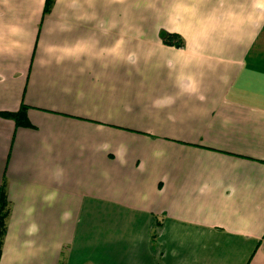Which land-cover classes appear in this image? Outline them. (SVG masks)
<instances>
[{"label": "crops", "instance_id": "1", "mask_svg": "<svg viewBox=\"0 0 264 264\" xmlns=\"http://www.w3.org/2000/svg\"><path fill=\"white\" fill-rule=\"evenodd\" d=\"M45 4L0 0V264H264V0Z\"/></svg>", "mask_w": 264, "mask_h": 264}, {"label": "trees", "instance_id": "2", "mask_svg": "<svg viewBox=\"0 0 264 264\" xmlns=\"http://www.w3.org/2000/svg\"><path fill=\"white\" fill-rule=\"evenodd\" d=\"M54 1L55 0H46V4H45L46 11L53 6ZM163 38H164V42L167 44L175 45L177 47H183L184 45V40L182 36L177 33H168V32L164 33ZM0 116L14 120L16 127L33 126L28 115V106L25 104H22L20 108L15 111H9V110L0 111ZM7 188H8L7 179L4 178L0 186V258L2 256L4 239L8 230L7 220L11 209V203L8 197ZM156 237H157L156 232H153L152 240L154 244L156 243Z\"/></svg>", "mask_w": 264, "mask_h": 264}]
</instances>
